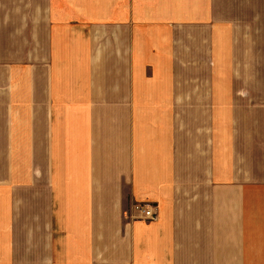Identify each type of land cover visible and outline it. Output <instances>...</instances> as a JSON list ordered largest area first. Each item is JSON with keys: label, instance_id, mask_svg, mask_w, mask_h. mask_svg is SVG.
I'll list each match as a JSON object with an SVG mask.
<instances>
[{"label": "crops", "instance_id": "obj_1", "mask_svg": "<svg viewBox=\"0 0 264 264\" xmlns=\"http://www.w3.org/2000/svg\"><path fill=\"white\" fill-rule=\"evenodd\" d=\"M0 264H264V0H0Z\"/></svg>", "mask_w": 264, "mask_h": 264}, {"label": "built area", "instance_id": "obj_2", "mask_svg": "<svg viewBox=\"0 0 264 264\" xmlns=\"http://www.w3.org/2000/svg\"><path fill=\"white\" fill-rule=\"evenodd\" d=\"M156 207L150 204H136L133 208L134 214L131 215L132 220H144L153 222L158 219Z\"/></svg>", "mask_w": 264, "mask_h": 264}]
</instances>
